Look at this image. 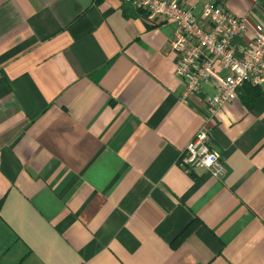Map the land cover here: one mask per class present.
I'll return each mask as SVG.
<instances>
[{
	"label": "crops",
	"instance_id": "0c3cea01",
	"mask_svg": "<svg viewBox=\"0 0 264 264\" xmlns=\"http://www.w3.org/2000/svg\"><path fill=\"white\" fill-rule=\"evenodd\" d=\"M173 36L124 0H0V264H264V89L210 121L225 176L184 171L216 87L182 100Z\"/></svg>",
	"mask_w": 264,
	"mask_h": 264
},
{
	"label": "built area",
	"instance_id": "2783aa9c",
	"mask_svg": "<svg viewBox=\"0 0 264 264\" xmlns=\"http://www.w3.org/2000/svg\"><path fill=\"white\" fill-rule=\"evenodd\" d=\"M124 1L150 22L173 23L171 47L177 56L175 73L184 102H190V95L199 92L206 81L216 87L206 99L207 122L189 141L178 164L188 173L205 167L223 178L226 164L210 146V121L225 103L238 98L243 85L264 89V20L251 14L239 16L212 0L202 4L199 14L196 5L186 6L179 0Z\"/></svg>",
	"mask_w": 264,
	"mask_h": 264
},
{
	"label": "trees",
	"instance_id": "16d2710c",
	"mask_svg": "<svg viewBox=\"0 0 264 264\" xmlns=\"http://www.w3.org/2000/svg\"><path fill=\"white\" fill-rule=\"evenodd\" d=\"M248 84V83H247ZM246 85V84H245Z\"/></svg>",
	"mask_w": 264,
	"mask_h": 264
}]
</instances>
